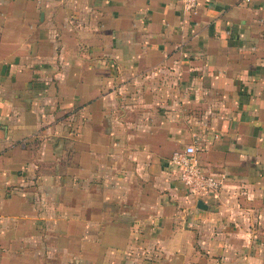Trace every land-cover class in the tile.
Returning a JSON list of instances; mask_svg holds the SVG:
<instances>
[{
  "label": "crops",
  "instance_id": "0c3cea01",
  "mask_svg": "<svg viewBox=\"0 0 264 264\" xmlns=\"http://www.w3.org/2000/svg\"><path fill=\"white\" fill-rule=\"evenodd\" d=\"M0 264H264V0H0Z\"/></svg>",
  "mask_w": 264,
  "mask_h": 264
},
{
  "label": "built area",
  "instance_id": "2783aa9c",
  "mask_svg": "<svg viewBox=\"0 0 264 264\" xmlns=\"http://www.w3.org/2000/svg\"><path fill=\"white\" fill-rule=\"evenodd\" d=\"M184 13H193L200 0H179ZM198 147L195 143L183 146L170 155L169 164L175 169L177 178L187 195L202 198L221 186V178L203 171L198 162Z\"/></svg>",
  "mask_w": 264,
  "mask_h": 264
},
{
  "label": "water",
  "instance_id": "95a60500",
  "mask_svg": "<svg viewBox=\"0 0 264 264\" xmlns=\"http://www.w3.org/2000/svg\"><path fill=\"white\" fill-rule=\"evenodd\" d=\"M196 205L200 209H206L207 208V205L205 203H203L201 200H197Z\"/></svg>",
  "mask_w": 264,
  "mask_h": 264
}]
</instances>
